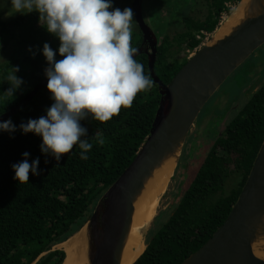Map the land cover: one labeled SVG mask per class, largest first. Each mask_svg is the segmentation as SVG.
I'll return each mask as SVG.
<instances>
[{
	"label": "trees",
	"instance_id": "1",
	"mask_svg": "<svg viewBox=\"0 0 264 264\" xmlns=\"http://www.w3.org/2000/svg\"><path fill=\"white\" fill-rule=\"evenodd\" d=\"M206 1L205 18L186 14L185 29L175 35L162 29L154 70L163 83L168 84L187 62L189 53L218 28L222 15L231 13L225 2L237 5L240 0ZM12 43L17 50L0 68V115L45 80V43L56 52L57 60L63 58L58 51L59 39L41 26L37 12L10 20L0 16V51ZM141 43V32L132 30V46L137 48ZM135 59L144 66L153 87L139 93L131 108H122L106 123L91 116L81 121L88 129L85 138L93 143L86 160L80 158L81 149L76 145L57 164L54 157L41 152V136L19 129L22 122L46 115L53 103L47 85L9 118L17 130L0 132V264H62L66 253L55 247L84 226L100 197L134 160L151 131L161 98L148 55ZM14 67L24 83L9 96L5 93L11 87L7 77ZM97 132L103 134V145L93 140ZM263 141L264 83L235 111L170 212L155 218L146 236L147 248L137 264H180L201 248L228 217ZM24 152L30 154L29 163L39 157V175L30 172L29 182L20 184L14 179L12 165L24 159ZM234 175L239 180L227 190V181Z\"/></svg>",
	"mask_w": 264,
	"mask_h": 264
},
{
	"label": "water",
	"instance_id": "2",
	"mask_svg": "<svg viewBox=\"0 0 264 264\" xmlns=\"http://www.w3.org/2000/svg\"><path fill=\"white\" fill-rule=\"evenodd\" d=\"M244 1L240 0L228 15L232 16L244 7L243 18L224 36L214 38L212 34L211 39L197 49L172 80L165 84L154 70L157 37L143 18L141 0H135V16L143 40L134 59L141 54L148 55L149 68L159 86L161 98L151 131L134 160L100 197L87 222L79 230L85 229L86 264H122L136 201L156 170L172 159L175 166L160 197L155 217L143 231L145 248L131 264H137L145 252L148 230L157 217L161 200L168 191L200 113L212 97L222 92L221 86L226 80L241 78L239 74L233 76L238 69L252 67L251 56L264 46V0ZM47 83L46 77L20 103L1 114L0 121L8 120L26 107ZM194 177L188 172L182 191L172 206ZM229 212L212 237L180 264H264V256L257 255L255 251L257 248L264 254V141Z\"/></svg>",
	"mask_w": 264,
	"mask_h": 264
},
{
	"label": "clouds",
	"instance_id": "3",
	"mask_svg": "<svg viewBox=\"0 0 264 264\" xmlns=\"http://www.w3.org/2000/svg\"><path fill=\"white\" fill-rule=\"evenodd\" d=\"M11 6L13 13L37 12L41 26L59 39L58 51L63 57L57 60L56 52L44 44L47 89L53 103L45 116L22 122L19 129L41 136V152L54 157L57 164L76 145L81 149L80 158L86 160L93 143L85 138L88 129L81 121L91 116L106 123L122 108H131L139 93L153 87L144 66L134 59L138 52L132 46L134 12L114 8L112 0H11ZM14 69L7 77L11 87L5 93L9 96L24 83L16 75L19 69ZM16 130L11 119L0 121V132ZM93 140L105 143L100 132ZM29 155L24 152V159L12 165L14 179L20 184L29 182L30 172L39 175V157L29 163Z\"/></svg>",
	"mask_w": 264,
	"mask_h": 264
},
{
	"label": "flooded vegetation",
	"instance_id": "4",
	"mask_svg": "<svg viewBox=\"0 0 264 264\" xmlns=\"http://www.w3.org/2000/svg\"><path fill=\"white\" fill-rule=\"evenodd\" d=\"M134 5L135 0L113 1L114 8H120L121 10L124 8H131L133 10L134 19L132 30H138L142 34V31L140 30L139 24L136 20ZM225 5H227L231 11L236 6V4L231 3L230 1L225 2ZM141 9L145 22L154 32L159 43V40L162 38L163 28L168 33L169 25L174 24L175 21L178 20L182 25V29H185L183 17L187 14L194 18H205L208 12V4L206 0H141ZM225 16H228V14L224 13L222 15L219 25ZM173 35H175V33ZM209 35L211 34H206L205 39ZM204 43L205 41H203L201 45L192 53H195L197 49H199ZM250 60L253 66L252 69L248 71L247 74H241V79L239 80L235 78L231 79L234 88L226 87V89H222L223 96L221 95V98L218 99L219 95H215L210 104L204 110H202L201 115L199 116V119L196 123L195 132L193 135H189L187 139L184 148L185 153H183L182 158V166L187 159L186 150L197 148L204 140H206L207 137H209L211 130L207 128V124L213 121V119L217 118L218 122L215 126H219L221 119L227 115L228 111L231 110L234 104L235 106L238 104L240 105V103L242 105L244 101H247L249 97L254 94L264 83V46L254 53ZM250 68L251 67H248V69ZM222 102L227 104L225 108L221 109L220 104Z\"/></svg>",
	"mask_w": 264,
	"mask_h": 264
},
{
	"label": "bare ground",
	"instance_id": "5",
	"mask_svg": "<svg viewBox=\"0 0 264 264\" xmlns=\"http://www.w3.org/2000/svg\"><path fill=\"white\" fill-rule=\"evenodd\" d=\"M246 1V0H245ZM244 1V2H245ZM243 4L241 5V7ZM244 7L239 8L232 16H228L213 33L214 38L227 34L231 28L243 18ZM175 162L172 159L166 161L161 168L156 170L151 179L147 182L142 194L135 204L133 224L124 251L122 264H131L143 252V231L153 219L157 211L160 197L164 193ZM66 259L64 264H86L85 254V229L83 228L67 242L63 243ZM257 255L264 256L263 252L255 248Z\"/></svg>",
	"mask_w": 264,
	"mask_h": 264
},
{
	"label": "rangeland",
	"instance_id": "6",
	"mask_svg": "<svg viewBox=\"0 0 264 264\" xmlns=\"http://www.w3.org/2000/svg\"><path fill=\"white\" fill-rule=\"evenodd\" d=\"M11 7H12L11 6V0H0V16L4 20L5 19L10 20L13 17L21 14V13H13ZM227 17L228 16H225L222 19V22H224V20ZM175 20H176V17H175ZM132 26H133V23H132ZM182 30H183L182 29V25H181V23L178 20H176L174 24L169 25V27H168V33H170L172 35L174 33H176V32L182 31ZM211 37H212V34L209 35L204 40L205 43H207L211 39ZM16 50H17L16 45L14 43H12L7 48L2 49L0 51V68L3 65H5V64H7L8 62L11 61L12 55L15 54ZM193 54L194 53H189V58ZM252 67L250 69L247 68L246 70H244L245 66H243L240 69H238L237 72L233 76H236L237 74H239V76H241V74H244V73L247 74L248 71H250L252 69ZM235 79H238L239 80L241 78L240 77H235ZM226 87H228V88L229 87H233L232 81H231V77L228 80H226V82L221 86V89H226ZM222 94H223V92H221V91L216 94V95H219L218 99L221 98V95ZM212 100H213V97L209 100V102L206 104V106L204 107V109L210 104V102ZM245 102L246 101H244V103ZM226 104H224L222 102L220 104L221 109L222 108H225L226 107ZM240 106H241V103H240V105L238 104L236 106L234 104L232 106L231 110L228 111L227 115L224 118L221 119V122H220L219 126H215L217 124V122H218L217 118L213 119V121H211V122H209L207 124V128L209 130H211L210 133H209V137H207L206 140H204L197 148H195V149H189V150L187 149L186 150L187 159H186L185 163L182 166L181 164H182L183 153H185V151L183 150L182 157H181L180 162L178 164V167H177V170L175 172V175H174V177H173V179H172V181H171V183L169 185L168 191L166 192L165 196L161 200V203H160V206H159V212L157 213V216L159 215V216L165 217V215L167 214V212L170 211V209L172 207L173 201H175L177 199V197H179V195H180V193L182 191L183 182L187 178L188 172H190L191 176H193V177L197 174L200 166L202 165V163L205 160L206 155L211 151L213 144L217 140V137L225 130L226 126L231 122V119L235 115V111H237ZM200 115H201V113H200ZM198 119H199V117H198ZM195 129H196V124L193 127L190 136L193 135V133L195 132ZM189 168H190V171H188ZM238 180H239V176L238 175H234V177L232 179L231 178L228 179L227 184H226L227 190L230 189L232 186H235L236 183L238 182ZM63 247H64V245L63 244H60L56 248L63 250L64 249Z\"/></svg>",
	"mask_w": 264,
	"mask_h": 264
}]
</instances>
